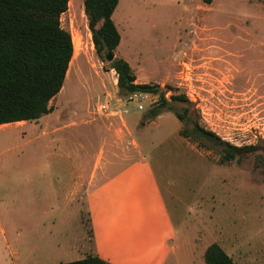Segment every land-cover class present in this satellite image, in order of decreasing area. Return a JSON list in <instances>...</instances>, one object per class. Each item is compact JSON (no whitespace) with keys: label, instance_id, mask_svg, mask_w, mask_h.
<instances>
[{"label":"rangeland","instance_id":"rangeland-1","mask_svg":"<svg viewBox=\"0 0 264 264\" xmlns=\"http://www.w3.org/2000/svg\"><path fill=\"white\" fill-rule=\"evenodd\" d=\"M113 19L121 35L114 55L129 62L137 83L158 85L176 112L188 108L224 142L261 148L222 161L220 147L187 134L175 112L147 116L159 93L142 110L118 108L121 117L97 113L107 93L117 107L118 76L98 55L84 0H70L61 24L74 54L52 112L0 125V264L63 261L41 254L40 241L80 220L90 227L85 201L73 208L74 223L64 214L38 225L51 214L38 213L33 170L78 166L96 176L142 157L157 173L179 240L187 233L195 244L186 264H206L199 242H218L236 264H264V0H120Z\"/></svg>","mask_w":264,"mask_h":264},{"label":"trees","instance_id":"trees-1","mask_svg":"<svg viewBox=\"0 0 264 264\" xmlns=\"http://www.w3.org/2000/svg\"><path fill=\"white\" fill-rule=\"evenodd\" d=\"M70 0H0V125L36 121L52 112L50 102L62 90L74 54L71 33L63 28L61 15ZM120 0H84L85 13L98 55L104 59L121 42L113 14ZM214 0H203L211 4ZM111 66L118 73L120 98L135 92L160 94L161 102L151 108L148 117H157L162 110L173 111L183 121L187 134L204 144L220 147L222 161L253 153L259 144L236 146L224 142L189 115L176 112L173 102L158 85L136 82L129 62L114 57ZM174 102H187L184 95H173ZM189 127V128H188ZM206 264H236L218 243L205 252ZM58 264H111L98 255Z\"/></svg>","mask_w":264,"mask_h":264},{"label":"crops","instance_id":"crops-1","mask_svg":"<svg viewBox=\"0 0 264 264\" xmlns=\"http://www.w3.org/2000/svg\"><path fill=\"white\" fill-rule=\"evenodd\" d=\"M21 174H27V170ZM32 174L39 182L34 198L44 206L38 213L51 214L50 218H40L38 225L45 226L47 219L57 222L59 218L52 216L64 214L72 216L74 223L73 208L83 201L88 208L90 227L80 220V228L62 227L58 233L41 240L40 247L38 243L34 245L48 258L59 254L66 258L55 264L88 255H98L111 264H186L184 256L194 251L195 244L187 233L183 242L179 240L174 215L147 157L107 168L96 176L88 168L78 166L36 169ZM21 238L26 247L29 239ZM212 243L218 242H199L204 258Z\"/></svg>","mask_w":264,"mask_h":264},{"label":"built area","instance_id":"built-area-1","mask_svg":"<svg viewBox=\"0 0 264 264\" xmlns=\"http://www.w3.org/2000/svg\"><path fill=\"white\" fill-rule=\"evenodd\" d=\"M114 74L118 76L117 72L115 71H114ZM153 93L154 92H135L126 98L115 97V103H117V107L113 105L114 103L113 97H111L110 93H107L105 99L98 103L97 113H99L102 116L121 117L122 111L121 109H118V108H122L124 112H127L128 105L131 103L135 104L139 110H142L144 108L145 102L149 101L150 103H153V100H154Z\"/></svg>","mask_w":264,"mask_h":264},{"label":"water","instance_id":"water-1","mask_svg":"<svg viewBox=\"0 0 264 264\" xmlns=\"http://www.w3.org/2000/svg\"><path fill=\"white\" fill-rule=\"evenodd\" d=\"M114 57H115L114 52H109V53H107V55H106V59H107L108 61H110V62L113 60Z\"/></svg>","mask_w":264,"mask_h":264},{"label":"bare ground","instance_id":"bare-ground-1","mask_svg":"<svg viewBox=\"0 0 264 264\" xmlns=\"http://www.w3.org/2000/svg\"><path fill=\"white\" fill-rule=\"evenodd\" d=\"M17 124H21V122H17Z\"/></svg>","mask_w":264,"mask_h":264},{"label":"flooded vegetation","instance_id":"flooded-vegetation-1","mask_svg":"<svg viewBox=\"0 0 264 264\" xmlns=\"http://www.w3.org/2000/svg\"><path fill=\"white\" fill-rule=\"evenodd\" d=\"M116 57V56H115Z\"/></svg>","mask_w":264,"mask_h":264}]
</instances>
